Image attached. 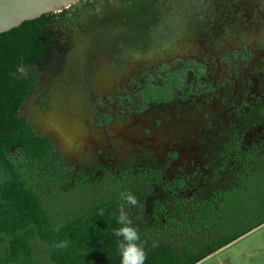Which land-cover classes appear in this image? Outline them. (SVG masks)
<instances>
[{"label": "flooded vegetation", "instance_id": "flooded-vegetation-1", "mask_svg": "<svg viewBox=\"0 0 264 264\" xmlns=\"http://www.w3.org/2000/svg\"><path fill=\"white\" fill-rule=\"evenodd\" d=\"M72 5L57 12L70 14ZM75 5L76 21L50 23L47 56L24 63L16 76L26 83L11 89L19 101L15 114L49 137L61 163L75 171L150 165L170 175L189 171L232 109L259 94L264 39L262 49L255 41L264 37V0H152L147 28V16L129 0ZM224 44L230 49L222 51ZM129 65L137 74L147 69L156 83L158 75L184 68L195 88L186 97L144 103L133 92ZM152 107L160 111L151 115ZM10 152L24 154L20 147Z\"/></svg>", "mask_w": 264, "mask_h": 264}, {"label": "trees", "instance_id": "trees-1", "mask_svg": "<svg viewBox=\"0 0 264 264\" xmlns=\"http://www.w3.org/2000/svg\"><path fill=\"white\" fill-rule=\"evenodd\" d=\"M151 1L129 0L136 13L148 18L142 27L149 24ZM74 5L70 14L44 12L0 32V264H121L113 229L120 227L114 216L119 215L123 191L144 205L142 215L138 207L125 209L145 242V264H192L264 221L263 217L239 232L219 235L225 199L264 168V75L259 94L234 107L227 121L208 136L203 161L172 175L151 165L98 174L75 171L61 163L49 137L33 133L15 114L19 101L12 90L26 83L17 71L47 56L43 53L49 44L45 46L43 39L49 43L54 36L48 26L62 18L76 21L80 6ZM138 72L130 82L144 103L186 97L195 88L184 68L158 75L161 83L145 68ZM11 147L22 148L21 158L10 152ZM107 181L113 183V192L77 213H62L56 207L58 192ZM65 239L71 241L67 249L54 247ZM154 241L158 247H152Z\"/></svg>", "mask_w": 264, "mask_h": 264}, {"label": "rangeland", "instance_id": "rangeland-1", "mask_svg": "<svg viewBox=\"0 0 264 264\" xmlns=\"http://www.w3.org/2000/svg\"><path fill=\"white\" fill-rule=\"evenodd\" d=\"M262 29L263 28H261V30ZM258 34L262 35V32H258ZM263 39L264 37H258L255 41V46L262 49ZM229 45L232 44L230 43ZM238 45L240 49L245 50L242 43H239ZM227 46V44H224L222 46V51L230 49ZM254 60L255 59L252 58L251 61ZM246 65V63L241 64V66L245 67L244 70L247 69ZM129 67L130 65L127 67L128 71H126L128 78L129 76H132L130 74L131 72H133V74L134 72H136V67ZM119 77V73L114 76L116 80ZM230 90L231 87H229L228 92ZM208 109L211 108L209 107ZM149 111L147 112L152 115L160 110L159 108L152 107ZM167 115L168 113H166V117ZM191 115L192 114H190L189 116ZM245 181L246 182L244 183V186L239 187L238 189L236 188V190L232 191L230 196L225 199L226 203H223V205L221 206V211H219V215L222 219L220 225L223 226V228L218 227L220 228L218 229V231L221 232L219 233V235L239 232L240 230L253 225L264 217V168L261 169V172H259L257 176L254 175L251 178H247V180ZM113 189L114 185L110 181L93 185L91 183L87 185L79 184V186L72 185L69 189L58 192L57 195H59V201L58 203H56V207L59 208V212H69V214H75L84 207H86L90 202L96 201L106 195H110L113 192ZM240 195L243 197H241ZM246 234L245 236L243 235L244 237L241 236L242 238H238L239 241L235 243V245H233V247L235 246L234 248L240 246L242 244L241 242H244L250 238H253L255 240L259 239L264 234V223L259 225L252 231L248 232L247 235ZM200 244L202 243L200 242ZM192 251L193 247L191 246L189 252ZM257 256H262V253H258Z\"/></svg>", "mask_w": 264, "mask_h": 264}, {"label": "clouds", "instance_id": "clouds-1", "mask_svg": "<svg viewBox=\"0 0 264 264\" xmlns=\"http://www.w3.org/2000/svg\"><path fill=\"white\" fill-rule=\"evenodd\" d=\"M19 71L24 72V68L21 67ZM119 199L122 201L118 209L119 215L114 216V218L120 227L113 229V235L117 237V250L121 257V264H145L148 256L145 242L141 241L139 228L133 225L132 218L125 209V205L138 207L141 209L140 215H142L144 205L129 191L121 192ZM140 215L137 216V219H140ZM56 231H59V227H57ZM70 244L71 241L65 239L58 243H54V247L58 249H67ZM158 246V242L154 241L152 247L155 248Z\"/></svg>", "mask_w": 264, "mask_h": 264}, {"label": "crops", "instance_id": "crops-1", "mask_svg": "<svg viewBox=\"0 0 264 264\" xmlns=\"http://www.w3.org/2000/svg\"><path fill=\"white\" fill-rule=\"evenodd\" d=\"M263 223L262 221L254 227L247 229L236 238L226 242L192 264H264V234L259 238L260 240L250 238L241 242L242 244L240 246L236 248H234L235 246L233 247V245L239 241V237H244L246 233L248 234V232ZM218 225V227L223 228L220 223ZM258 253H262V256L258 257Z\"/></svg>", "mask_w": 264, "mask_h": 264}, {"label": "water", "instance_id": "water-1", "mask_svg": "<svg viewBox=\"0 0 264 264\" xmlns=\"http://www.w3.org/2000/svg\"><path fill=\"white\" fill-rule=\"evenodd\" d=\"M81 0H0V32L44 12L59 11ZM65 138V137H64ZM69 138H65L64 142Z\"/></svg>", "mask_w": 264, "mask_h": 264}]
</instances>
